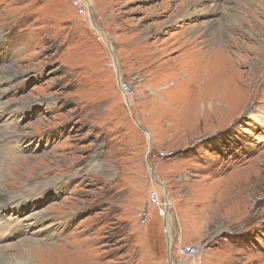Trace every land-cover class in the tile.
Listing matches in <instances>:
<instances>
[{
  "label": "rangeland",
  "instance_id": "rangeland-1",
  "mask_svg": "<svg viewBox=\"0 0 264 264\" xmlns=\"http://www.w3.org/2000/svg\"><path fill=\"white\" fill-rule=\"evenodd\" d=\"M238 3L181 18V0H0V136L18 139L0 137V247L36 240L26 264H189L190 245L200 264H264L263 5Z\"/></svg>",
  "mask_w": 264,
  "mask_h": 264
},
{
  "label": "bare ground",
  "instance_id": "bare-ground-1",
  "mask_svg": "<svg viewBox=\"0 0 264 264\" xmlns=\"http://www.w3.org/2000/svg\"><path fill=\"white\" fill-rule=\"evenodd\" d=\"M199 1H201V0H181V4H180V7L182 8V11H181V13H180V17L181 18H183V17H185V16H188V15H190V14H195L194 12H192L191 11V8H192V6L194 5V4H196V3H198ZM211 2H214V3H216L217 2V0H210ZM233 1H237V5L235 6V8H237L238 6H240L241 7V5H240V3H238L239 2V0H233ZM243 1V0H242ZM84 2H86L85 0H84ZM259 2H261V4L263 5L262 6V12H260V11H255V14L258 16H261V17H263L264 16V0H259ZM90 4H91V2H90ZM224 12H225V17H226V19L230 22V25L232 24V23H234V22H238V21H240V23L242 22V23H245L244 22V18L246 17L245 15V17L244 18H238V17H234V16H230L229 14H228V9L226 8L225 10H224ZM224 17V18H225ZM256 18V17H255ZM173 20V19H172ZM171 20V21H172ZM222 20V19H221ZM235 20V21H234ZM234 21V22H233ZM246 21V20H245ZM207 23H209L208 24V27H207V33L208 34H210L211 36L212 35H220L221 33H220V31H218V29H217V27H216V25H215V23L214 22H207ZM206 23V24H207ZM240 23L239 24H235V27H236V29L237 30H234L236 33L237 32H239L238 31V28H239V25H240ZM227 24V23H226ZM256 24V23H255ZM192 32H194V31H196L197 29H195L194 28V26H191L190 28H189ZM243 32V31H242ZM220 33V34H219ZM247 33V32H246ZM255 37L256 36H259V37H261V39H263V40H261V42H260V45H261V49H259V50H261V51H263L261 54H258V52L257 53H255L254 54V57H255V61H254V63H255V66L254 67H257V65L259 66V65H261V63L264 61V59H263V56H264V31L260 34V35H257L256 33H255V35H254ZM233 40V42H234V44L233 45H235V42H237L234 38H232ZM197 40V39H196ZM198 43V42H197ZM212 43V42H211ZM217 46V45H216ZM220 47V46H219ZM234 47H236L237 48V46H234ZM229 48V47H228ZM225 49V48H224ZM238 49V48H237ZM219 50V49H218ZM221 50H222V48H221ZM225 52H227L228 54H230L229 52H230V50H228L227 49V51H225ZM240 54V53H239ZM213 55V54H212ZM238 55V54H237ZM235 59V58H234ZM230 76L232 77V78H234V76H233V73H231L230 74ZM222 82V81H221ZM222 87V86H221ZM219 93V92H218ZM258 117V116H257ZM259 118H261L262 120H264L262 117H261V115H260V117ZM1 138H4L5 140L6 139H12V141H14L15 143H17L18 142V139H17V134L15 133V132H12V131H9L8 133H6V135H2V136H0ZM33 137H35V136H33ZM0 138V161L2 160V153L4 152L5 153V155H8L9 154V152H10V150H12L13 149V146H9V143L7 144V145H4V146H2V139ZM5 163V162H4ZM19 167V166H18ZM2 171L0 170V173H1ZM163 193H164V196H165V204L166 205H169V203H170V201H169V198H168V196H167V193H166V191H164L163 190ZM4 195V192H2V190H0V245H2V244H4V242L5 241H7L10 237H13V235L14 234H12V232H11V234H6L7 233V227H9V225H6L5 224V222H3L4 221V215L5 214H7V210H6V205H7V203L8 204H10L9 203V201H6V200H4V199H7L6 197H4L3 196ZM21 195H19V197H20ZM9 199V198H8ZM10 200V199H9ZM11 204H14L15 206H21V205H23V204H27L26 202H23V199H20V203H18V201H17V204H15V201H13ZM34 213H32L31 214V217L29 218V219H27V220H21V222H23V224H25V227H27L28 229H30V230H32V229H34V226L35 225H37V224H39V220L38 219H35L36 217H37V215L35 214L34 216H32ZM169 216H170V212L168 211V213H167V218H166V220L167 219H169ZM165 220V221H166ZM27 221H30L29 223H28V225L26 224V222ZM31 222H33V225L32 224H30ZM171 223V222H170ZM170 223H168L169 225H172V223L170 224ZM168 225V226H169ZM31 227H33L32 229H31ZM170 230H171V227H170ZM173 230V229H172ZM26 233L27 232H24L22 229L20 230V236L21 235H26ZM36 233L37 232H35L34 233V235H36ZM3 238H5V240H3ZM169 240H170V242H171V244H173V240H174V237L173 238H171V237H169ZM47 246V245H46ZM45 246V247H46ZM9 246H7V247H0V264H20V262L21 261H24V264H26V260H28V257H26L28 254H29V252H31V251H33V250H35V249H38L37 248V241L36 240H33V239H28V238H25V239H23V240H21L19 243H18V245L16 244V245H13L11 248H8ZM11 249H20V255H8L7 253H6V250H11ZM17 252V251H16Z\"/></svg>",
  "mask_w": 264,
  "mask_h": 264
},
{
  "label": "built area",
  "instance_id": "built-area-1",
  "mask_svg": "<svg viewBox=\"0 0 264 264\" xmlns=\"http://www.w3.org/2000/svg\"><path fill=\"white\" fill-rule=\"evenodd\" d=\"M80 1L83 2V0H79V2ZM85 13H87V11H85ZM121 89L125 94L127 95L129 94L130 88L127 85L121 84ZM151 198L153 204L156 205L159 204L158 195L153 194ZM170 207L171 206L165 204V207L160 209V214L162 215L163 218L165 219L167 218V213L170 210ZM140 218L142 220L141 223L146 224L147 221L151 218V216L149 212L144 211L141 213ZM202 250L203 249L200 248V246L190 245L188 247H181L180 253L185 259V262L189 264H200V254Z\"/></svg>",
  "mask_w": 264,
  "mask_h": 264
},
{
  "label": "water",
  "instance_id": "water-1",
  "mask_svg": "<svg viewBox=\"0 0 264 264\" xmlns=\"http://www.w3.org/2000/svg\"><path fill=\"white\" fill-rule=\"evenodd\" d=\"M94 25H95V24H94ZM146 133H147V136L150 137V136H149V133H148V132H146ZM151 170H152V167H151ZM160 184H161L162 187H163V184H162V183H160ZM165 226H166V225H165ZM166 236H167V232H166ZM167 241H168V251H169L168 255H169V258H170L171 250H172L173 244H171V242H170V240H169V237L167 238Z\"/></svg>",
  "mask_w": 264,
  "mask_h": 264
}]
</instances>
